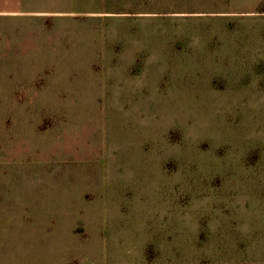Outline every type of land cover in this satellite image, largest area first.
I'll return each mask as SVG.
<instances>
[{"label":"rangeland","instance_id":"374dc122","mask_svg":"<svg viewBox=\"0 0 264 264\" xmlns=\"http://www.w3.org/2000/svg\"><path fill=\"white\" fill-rule=\"evenodd\" d=\"M0 264H264V0H0Z\"/></svg>","mask_w":264,"mask_h":264},{"label":"crops","instance_id":"0c3cea01","mask_svg":"<svg viewBox=\"0 0 264 264\" xmlns=\"http://www.w3.org/2000/svg\"><path fill=\"white\" fill-rule=\"evenodd\" d=\"M23 12V11H22Z\"/></svg>","mask_w":264,"mask_h":264}]
</instances>
